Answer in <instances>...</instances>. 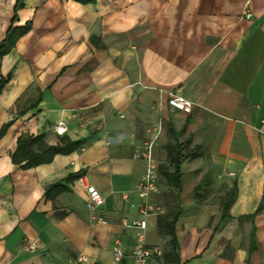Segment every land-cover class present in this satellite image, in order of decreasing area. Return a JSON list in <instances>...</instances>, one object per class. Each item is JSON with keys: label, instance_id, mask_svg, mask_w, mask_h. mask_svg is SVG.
Listing matches in <instances>:
<instances>
[{"label": "crops", "instance_id": "obj_1", "mask_svg": "<svg viewBox=\"0 0 264 264\" xmlns=\"http://www.w3.org/2000/svg\"><path fill=\"white\" fill-rule=\"evenodd\" d=\"M17 4L15 24L32 26L1 62L0 80L11 78L0 129L12 124L0 139V264H134L137 230L122 219L143 218L146 163L134 154L151 141L165 171L149 201L164 214L146 218V243L162 250L147 264H264V0H0V41ZM175 90L190 113L170 107ZM40 134L87 142L49 164H14L18 137ZM177 143L203 147L181 162V194L166 178ZM70 174V189L46 199ZM84 183L106 198L105 223L86 209ZM177 207L179 263L159 223Z\"/></svg>", "mask_w": 264, "mask_h": 264}, {"label": "trees", "instance_id": "obj_2", "mask_svg": "<svg viewBox=\"0 0 264 264\" xmlns=\"http://www.w3.org/2000/svg\"><path fill=\"white\" fill-rule=\"evenodd\" d=\"M81 3H92L95 0H76ZM22 4H17L15 7V16L12 20L11 26L7 31L6 37L4 40L0 41V74H1V62L5 55H7L11 50L15 47L17 41L24 36L31 29V22H27L24 25H16L17 21V11ZM11 75L9 74L7 77H2L0 80V94L3 89L10 81ZM12 124V121L7 122L0 129V139L5 135L8 126ZM87 139H79V140H70L67 138H60L58 142L55 144H48L45 141V135H21L17 139V147L15 151L10 154L12 157V161L14 164L18 165L23 169L34 168L43 164L51 163L56 155L59 154H71V152L76 151L81 148ZM183 144L177 143L173 149L170 151V165L173 167V171L171 173L166 174V178L168 179L169 185L175 187L178 190V194H181L183 191V181H182V172H181V162L188 158H196L200 155H203V147L196 146L191 150H187L184 153ZM163 169L165 171V165L160 166L159 170ZM79 177V174H70L66 178L61 181H57L51 185H49L45 191L46 199H56L57 195L68 191L69 184L72 183ZM204 181V180H203ZM203 183V182H201ZM202 185V184H201ZM196 190V188H195ZM194 190V191H195ZM235 189H233L232 195L229 197L228 201L225 203L223 208V215L226 216L229 212L230 203L233 202L235 197ZM179 201H181L180 196L177 197ZM182 212L181 207H177L176 210L172 213L170 218L163 219L159 218V223L163 224L166 227V234L171 237V256L173 261L176 263L180 262V257L178 255V239L176 235V224ZM252 249L256 248V240L255 233L252 232Z\"/></svg>", "mask_w": 264, "mask_h": 264}, {"label": "built area", "instance_id": "obj_3", "mask_svg": "<svg viewBox=\"0 0 264 264\" xmlns=\"http://www.w3.org/2000/svg\"><path fill=\"white\" fill-rule=\"evenodd\" d=\"M248 16L250 17V14H248ZM169 104L170 107L179 111L186 113H190L192 111V102L185 98L180 90L170 92ZM66 130L67 127L63 124V122H60L55 128L58 135L65 134ZM152 149H154V141L146 143L134 154L136 159H143L146 163L145 172L137 184V193L139 198L142 200L140 212L143 218L140 220H128L127 218L122 219L123 226L137 230V242L132 249V255L135 262L134 264H147L150 259L159 258L162 255V250L159 246H151L146 243L147 216L150 214H164V210L161 206L151 204L149 201L151 194L159 192L160 179L158 165L156 164L154 150ZM84 184L87 192L86 209L91 212V218L93 220L105 223V219L98 215L96 210L106 204V198L94 185ZM26 248L27 250L34 252L37 249V245L35 242L28 241L26 243ZM113 257L116 262H121L124 258V252L118 243L113 247ZM83 259L84 258H80V260Z\"/></svg>", "mask_w": 264, "mask_h": 264}]
</instances>
